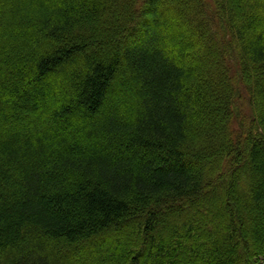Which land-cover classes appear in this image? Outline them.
I'll list each match as a JSON object with an SVG mask.
<instances>
[{"label":"trees","instance_id":"obj_1","mask_svg":"<svg viewBox=\"0 0 264 264\" xmlns=\"http://www.w3.org/2000/svg\"><path fill=\"white\" fill-rule=\"evenodd\" d=\"M187 1L0 0V264H264V0Z\"/></svg>","mask_w":264,"mask_h":264},{"label":"rangeland","instance_id":"obj_2","mask_svg":"<svg viewBox=\"0 0 264 264\" xmlns=\"http://www.w3.org/2000/svg\"><path fill=\"white\" fill-rule=\"evenodd\" d=\"M185 1V2H184ZM165 0V2H164V4L165 5H163V7L165 8V6H166V4H167V6L170 4V3H175V4H177V6L178 7H180V9L181 8H183V9H185V11L183 10V9H181L180 11H182V12H184V13H186L187 11H189V9H190V7H193L192 6V4L190 3V2H188L187 0ZM189 5V7H188V9H187V6ZM116 11V15H121V14H123L124 15V12H122V9H119V10H115ZM182 12H180V13H182ZM189 12H191V11H189ZM188 12V13H189ZM179 13V14H180ZM110 14H112V13H110ZM169 16H172V13H169V14H167L166 13V11L164 12V14L162 15V21L163 22H161L160 23V26L159 27H161V28H164V29H166L167 27H169L170 25H173L174 23L173 22H170L169 20H168V17ZM103 38V37H102ZM104 39H105V41L107 42V38L104 36ZM105 51L104 50H102L101 51V53H100V55L101 56H105V53H104ZM218 78H220V77H217V79ZM128 83V86H130V89H129V91L131 92L132 91V88H131V82L130 81H128L127 82ZM246 95L244 94V96H243V101L242 102H238L239 104H240V106L242 105V106H244V108L242 109V114H243V117H245L246 116V112H247V106H246V101H247V99H245L246 97H245ZM246 106V107H245ZM242 117V116H241ZM234 129L236 130V127H235V125H234ZM217 206H218V208L219 209H224L225 207H224V203L223 202H217ZM183 208V207H182ZM236 238L237 237H235L234 238V242L233 243H235L236 244ZM239 241V240H238ZM238 241H237V243H238Z\"/></svg>","mask_w":264,"mask_h":264}]
</instances>
